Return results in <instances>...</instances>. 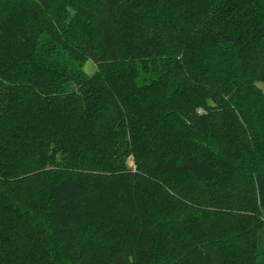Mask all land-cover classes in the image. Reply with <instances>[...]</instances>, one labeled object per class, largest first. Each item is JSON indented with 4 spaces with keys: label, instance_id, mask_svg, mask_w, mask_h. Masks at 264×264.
I'll list each match as a JSON object with an SVG mask.
<instances>
[{
    "label": "trees",
    "instance_id": "trees-1",
    "mask_svg": "<svg viewBox=\"0 0 264 264\" xmlns=\"http://www.w3.org/2000/svg\"><path fill=\"white\" fill-rule=\"evenodd\" d=\"M257 83L264 0H0V264H264Z\"/></svg>",
    "mask_w": 264,
    "mask_h": 264
},
{
    "label": "rangeland",
    "instance_id": "rangeland-1",
    "mask_svg": "<svg viewBox=\"0 0 264 264\" xmlns=\"http://www.w3.org/2000/svg\"><path fill=\"white\" fill-rule=\"evenodd\" d=\"M81 67H82V70L85 73H87L88 75L93 74L96 70V65L94 64V62L90 58L83 59ZM257 86L260 89H262V91L264 92V84L263 83H257ZM126 165L129 167H134L133 158L131 155L126 158ZM262 221L264 222V219H262Z\"/></svg>",
    "mask_w": 264,
    "mask_h": 264
}]
</instances>
